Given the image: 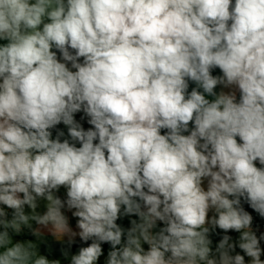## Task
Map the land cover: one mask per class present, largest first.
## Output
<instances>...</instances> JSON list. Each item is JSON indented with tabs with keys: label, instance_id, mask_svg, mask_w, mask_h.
I'll return each mask as SVG.
<instances>
[{
	"label": "clouds",
	"instance_id": "9594fccd",
	"mask_svg": "<svg viewBox=\"0 0 264 264\" xmlns=\"http://www.w3.org/2000/svg\"><path fill=\"white\" fill-rule=\"evenodd\" d=\"M245 205L264 0H0V264H264Z\"/></svg>",
	"mask_w": 264,
	"mask_h": 264
},
{
	"label": "trees",
	"instance_id": "16d2710c",
	"mask_svg": "<svg viewBox=\"0 0 264 264\" xmlns=\"http://www.w3.org/2000/svg\"><path fill=\"white\" fill-rule=\"evenodd\" d=\"M62 127V126H61ZM245 209L247 210V211H249V212H252L253 210L252 209H250V208H248V206L247 205H245ZM124 225H127V220H124L123 222H122ZM31 237V236H30ZM32 238V237H31ZM47 243H48V245H50V247H51V255H50V258H57V257H59L60 256V251H59V249H60V247H61V245L60 244H58L56 241H47ZM41 250H42V252H44V251H46L45 250V247L42 245L41 246ZM76 250V248H75V246H74V248H73V251H75Z\"/></svg>",
	"mask_w": 264,
	"mask_h": 264
},
{
	"label": "crops",
	"instance_id": "0c3cea01",
	"mask_svg": "<svg viewBox=\"0 0 264 264\" xmlns=\"http://www.w3.org/2000/svg\"><path fill=\"white\" fill-rule=\"evenodd\" d=\"M63 194V190L61 192V195ZM70 215V214H69ZM71 223L74 225L75 224V220L73 219L71 221ZM254 229H258V234L259 232H264V228H256V227H253ZM233 236L237 235L235 233L232 234ZM18 239H32L29 235H27V233L24 235V236H21V237H18ZM46 240L49 242V241H55L51 236H47L46 237ZM66 264V262H65Z\"/></svg>",
	"mask_w": 264,
	"mask_h": 264
},
{
	"label": "rangeland",
	"instance_id": "374dc122",
	"mask_svg": "<svg viewBox=\"0 0 264 264\" xmlns=\"http://www.w3.org/2000/svg\"><path fill=\"white\" fill-rule=\"evenodd\" d=\"M79 118V116L77 117ZM87 127V125L85 124ZM253 215V227L264 228V219L260 218L254 211L250 212Z\"/></svg>",
	"mask_w": 264,
	"mask_h": 264
}]
</instances>
